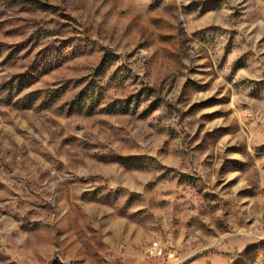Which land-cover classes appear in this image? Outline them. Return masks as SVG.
Listing matches in <instances>:
<instances>
[{"label": "rangeland", "instance_id": "374dc122", "mask_svg": "<svg viewBox=\"0 0 264 264\" xmlns=\"http://www.w3.org/2000/svg\"><path fill=\"white\" fill-rule=\"evenodd\" d=\"M0 264H264V0H0Z\"/></svg>", "mask_w": 264, "mask_h": 264}, {"label": "built area", "instance_id": "2783aa9c", "mask_svg": "<svg viewBox=\"0 0 264 264\" xmlns=\"http://www.w3.org/2000/svg\"><path fill=\"white\" fill-rule=\"evenodd\" d=\"M163 250L158 241L151 242L146 249V255L148 257H156L162 254Z\"/></svg>", "mask_w": 264, "mask_h": 264}, {"label": "trees", "instance_id": "16d2710c", "mask_svg": "<svg viewBox=\"0 0 264 264\" xmlns=\"http://www.w3.org/2000/svg\"><path fill=\"white\" fill-rule=\"evenodd\" d=\"M146 87V89H149V90H155V88L154 87H152V86H145ZM79 94L76 96L77 98L76 99H79Z\"/></svg>", "mask_w": 264, "mask_h": 264}]
</instances>
